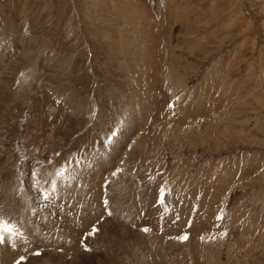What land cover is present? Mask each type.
Returning <instances> with one entry per match:
<instances>
[{
    "label": "rangeland",
    "instance_id": "rangeland-1",
    "mask_svg": "<svg viewBox=\"0 0 264 264\" xmlns=\"http://www.w3.org/2000/svg\"><path fill=\"white\" fill-rule=\"evenodd\" d=\"M0 215L7 264H264V0H0Z\"/></svg>",
    "mask_w": 264,
    "mask_h": 264
},
{
    "label": "bare ground",
    "instance_id": "bare-ground-1",
    "mask_svg": "<svg viewBox=\"0 0 264 264\" xmlns=\"http://www.w3.org/2000/svg\"><path fill=\"white\" fill-rule=\"evenodd\" d=\"M69 191V190H68ZM81 191H79V193H80ZM71 195V194H70ZM74 198H75V195L73 196ZM76 198H78V197H76ZM84 208H83V203H82V205L81 206H79V205H77V211L79 212V210H80V212L83 210ZM67 210H70L69 208L68 209H66V212H67ZM69 213V212H68ZM70 214V213H69ZM73 214V213H72ZM1 216V215H0ZM73 216H74V218L76 217V211H74V214H73ZM2 219V216L0 217V220ZM73 221H74V219H73ZM27 226L29 225L28 224V222H26L25 223ZM36 229H39V231H40V234H39V236H44L45 235V237H44V239L48 242V243H50V244H59L60 243V239L58 238L59 236H60V234L59 233H57V235H56V237H57V239H55V234H56V229L52 232V231H49V232H46V234H43V230L46 228V227H42L41 225H39L38 227H35ZM101 228V227H100ZM96 236V235H95ZM37 237V235H35V234H33L32 235V237H30L31 239H34V238H36ZM24 237H21V240L23 239ZM38 238L39 237H37V240H38ZM81 238V237H80ZM63 240V239H62ZM67 240L68 239H65V242H67ZM33 241V240H32ZM79 241H80V239H79ZM22 242H24V241H22ZM45 243V244H48V243ZM70 242H71V240H70ZM15 244H17V241L16 242H13L12 244H11V247L13 248L14 246H16ZM24 244H26V243H24ZM45 244H43V245H45ZM5 247H3V248H1L0 247V264H3V263H5L6 262V264H7V261L10 259V257H11V253H12V251L10 250V247L9 246H6V245H4ZM26 246L24 245V247H23V245H20V248H21V250L22 249H24ZM17 250V249H16ZM30 250H32V249H27V251H30ZM15 251V250H14ZM24 251V250H23ZM23 251H21V252H23ZM15 254V253H14ZM21 255V253L18 255V257ZM44 255H45V253H44ZM48 255H52L51 253H48ZM56 255H58V254H56ZM47 257V256H46ZM61 257V256H60ZM47 258H50L51 259V256L50 257H47ZM55 258H57L56 256H55ZM55 258L54 259H52L53 261L55 260ZM36 260V259H35ZM34 260V261H35ZM51 260V261H52ZM31 262V261H30ZM29 263V262H28ZM54 263V262H53Z\"/></svg>",
    "mask_w": 264,
    "mask_h": 264
},
{
    "label": "snow or ice",
    "instance_id": "snow-or-ice-1",
    "mask_svg": "<svg viewBox=\"0 0 264 264\" xmlns=\"http://www.w3.org/2000/svg\"><path fill=\"white\" fill-rule=\"evenodd\" d=\"M113 135H115V133H113ZM163 198H164V193H163V190L161 191V203L163 202ZM3 231L4 232H9L11 233L12 232V229L9 228L7 225L4 226L3 228ZM93 231H95V228L93 229ZM145 231H148V229H145ZM181 239H187V236H184V237H180ZM4 239L5 237L0 234V243H3L4 242ZM25 259L24 256H21L16 262L15 264H22V261Z\"/></svg>",
    "mask_w": 264,
    "mask_h": 264
},
{
    "label": "crops",
    "instance_id": "crops-1",
    "mask_svg": "<svg viewBox=\"0 0 264 264\" xmlns=\"http://www.w3.org/2000/svg\"><path fill=\"white\" fill-rule=\"evenodd\" d=\"M82 211H83V210H82ZM82 211H81L80 213H79L78 211L76 212V217H75V220L73 221L75 226L78 225V227H79V224H81V223H79V222H80V218H81V217H83V218L85 217V216H83L84 214H83ZM78 214H79V215H78ZM76 220H78V223H76ZM75 226H74V227H75ZM79 230H80V229H78V232H79ZM89 230H90V229H89ZM89 230H88V231H89ZM77 234H78V233H77ZM78 235H79V234H78ZM79 236H80V235H79ZM73 241H74V240H73Z\"/></svg>",
    "mask_w": 264,
    "mask_h": 264
}]
</instances>
